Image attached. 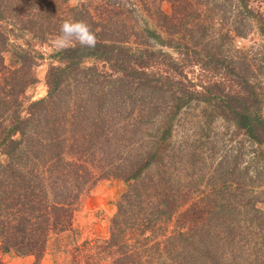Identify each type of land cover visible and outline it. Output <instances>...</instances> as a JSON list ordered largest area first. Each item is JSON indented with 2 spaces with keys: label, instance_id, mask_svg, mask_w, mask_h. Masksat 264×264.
<instances>
[{
  "label": "trees",
  "instance_id": "trees-1",
  "mask_svg": "<svg viewBox=\"0 0 264 264\" xmlns=\"http://www.w3.org/2000/svg\"><path fill=\"white\" fill-rule=\"evenodd\" d=\"M68 1L0 0V254L40 264L117 178L108 235L73 240L72 264H264V49L242 43L264 37V0ZM65 19L95 48L55 50Z\"/></svg>",
  "mask_w": 264,
  "mask_h": 264
},
{
  "label": "rangeland",
  "instance_id": "rangeland-1",
  "mask_svg": "<svg viewBox=\"0 0 264 264\" xmlns=\"http://www.w3.org/2000/svg\"><path fill=\"white\" fill-rule=\"evenodd\" d=\"M79 1L80 0H69L68 5H76ZM161 6L163 9H168V5L165 2H162ZM242 43L246 46L253 45V47L258 46L264 49V37L255 31L249 34ZM36 48L44 53H49L52 49L50 46H41L37 44ZM49 63L50 60L46 58L35 67V74L38 79L37 83L29 88L26 93L31 100L46 95L47 86L45 84V76ZM197 123V118L186 119L185 126L187 128L184 130L178 129L179 133H177V140L183 141L188 137L190 144L194 143L193 135L198 130ZM217 129L219 128L217 127ZM231 143L237 145L234 142ZM126 187V182L117 178L99 180L96 185L82 197L72 218L71 225L73 231L63 235L62 239L65 245H63L61 249L56 248L55 243L54 246H50L40 260V264H72L67 249L71 246L73 240L77 243H81L84 240L106 237L109 233L110 220L116 212V203L121 194L126 190ZM262 188H264V186ZM184 189L183 187L182 190ZM258 206L264 207V204L258 203ZM166 231L167 234L173 231L172 222L168 224ZM162 239L163 237H161V240ZM0 258L5 264H32L35 261L33 256L21 255L15 251L1 253Z\"/></svg>",
  "mask_w": 264,
  "mask_h": 264
},
{
  "label": "clouds",
  "instance_id": "clouds-1",
  "mask_svg": "<svg viewBox=\"0 0 264 264\" xmlns=\"http://www.w3.org/2000/svg\"><path fill=\"white\" fill-rule=\"evenodd\" d=\"M77 43L81 47L95 48L96 33L84 20L65 19L60 25L59 34L52 41V47L57 51H62Z\"/></svg>",
  "mask_w": 264,
  "mask_h": 264
}]
</instances>
